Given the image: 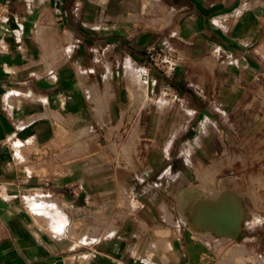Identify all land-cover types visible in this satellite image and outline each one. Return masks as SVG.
<instances>
[{"label": "crops", "instance_id": "crops-1", "mask_svg": "<svg viewBox=\"0 0 264 264\" xmlns=\"http://www.w3.org/2000/svg\"><path fill=\"white\" fill-rule=\"evenodd\" d=\"M6 1L0 264H189L188 232L219 254L231 219L195 229L193 208L232 193L250 215L230 189L264 156V0ZM166 43L168 75L146 53Z\"/></svg>", "mask_w": 264, "mask_h": 264}, {"label": "rangeland", "instance_id": "rangeland-1", "mask_svg": "<svg viewBox=\"0 0 264 264\" xmlns=\"http://www.w3.org/2000/svg\"><path fill=\"white\" fill-rule=\"evenodd\" d=\"M162 100L168 101L167 97L162 98ZM167 106L168 104L164 106L159 100L160 110H164ZM112 145L115 149L117 148L116 141L112 142ZM259 146V143H255L253 148L257 149ZM15 148L19 150L16 146ZM248 148H251V146ZM130 149L128 145L126 152L127 159H129L131 153ZM49 151L46 148L45 153L49 154ZM38 154L35 148L31 149V159ZM245 159L248 161L247 163ZM239 160L244 162L243 170L237 174L235 173L233 177L245 174V177L241 178L244 182L236 180V183H231L235 188H231L230 191L237 192L251 211L250 215L242 223V226L240 225L245 215V210L241 199L232 193L226 194L214 205L211 202L197 204L201 202V199L196 197L193 202L189 203V207L186 209L191 210L197 204L193 208L192 225L195 229L214 227L217 233H222L219 228V220L223 217L230 218L233 225L232 229L238 232L232 238H219L222 241V245L220 246L221 250L219 254H216L218 256H216L217 260L214 264H264V156L247 157L244 160L239 158ZM239 166L238 164L235 167L238 168ZM182 202L183 200H181L180 204ZM229 224V219H223L221 221L222 229H231ZM194 237L200 240L197 236L194 235ZM227 239H230V241L226 242ZM199 255L203 262L213 259L205 253H200Z\"/></svg>", "mask_w": 264, "mask_h": 264}, {"label": "built area", "instance_id": "built-area-1", "mask_svg": "<svg viewBox=\"0 0 264 264\" xmlns=\"http://www.w3.org/2000/svg\"><path fill=\"white\" fill-rule=\"evenodd\" d=\"M9 3V1L0 2V20L6 17ZM146 53L152 66L164 74H172L177 69L178 52L172 45L168 43L163 46L152 45ZM143 79L145 80L146 77L143 76ZM71 191L73 194H76L75 190Z\"/></svg>", "mask_w": 264, "mask_h": 264}, {"label": "bare ground", "instance_id": "bare-ground-1", "mask_svg": "<svg viewBox=\"0 0 264 264\" xmlns=\"http://www.w3.org/2000/svg\"><path fill=\"white\" fill-rule=\"evenodd\" d=\"M135 75V74H134ZM138 75V74H137ZM131 78V77H130ZM141 78V77H140ZM136 80V79H135ZM137 81V80H136ZM133 82L135 83V81L133 80ZM138 85V82L136 83ZM141 84V83H140ZM144 85V84H143ZM145 86V85H144ZM143 86V87H144ZM146 88V87H144ZM160 102H162V104L165 106L168 103V101H163L162 99L160 100ZM161 104V103H160ZM51 209V208H50ZM48 210V209H47ZM53 210H51L52 212ZM55 213V212H54ZM208 215V214H207ZM226 217H229L227 215H225ZM205 217V216H204ZM207 218V217H206ZM212 218V216H211ZM220 219H227V218H220ZM230 219V218H228ZM187 247H188V251L191 257V260L189 262V264H212L214 262H216L217 257L216 255L211 252V250L201 241V240H197L194 237V234H190V236L187 237ZM200 253H205L207 255H209L211 258H213L212 260L208 261V262H203V260H201L200 258ZM199 255V256H197Z\"/></svg>", "mask_w": 264, "mask_h": 264}, {"label": "water", "instance_id": "water-1", "mask_svg": "<svg viewBox=\"0 0 264 264\" xmlns=\"http://www.w3.org/2000/svg\"><path fill=\"white\" fill-rule=\"evenodd\" d=\"M190 234H191V233L188 232V233H186V235H185L186 243H187V237L190 236ZM187 245H188V243H187Z\"/></svg>", "mask_w": 264, "mask_h": 264}]
</instances>
